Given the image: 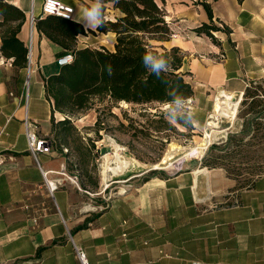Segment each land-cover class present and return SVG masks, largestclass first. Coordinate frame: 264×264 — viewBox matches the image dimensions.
Returning a JSON list of instances; mask_svg holds the SVG:
<instances>
[{
  "label": "crops",
  "instance_id": "1",
  "mask_svg": "<svg viewBox=\"0 0 264 264\" xmlns=\"http://www.w3.org/2000/svg\"><path fill=\"white\" fill-rule=\"evenodd\" d=\"M6 1L27 18L31 9L40 13L43 0ZM61 1L74 6V20L86 30L96 28L99 20L82 0ZM187 1L181 0L184 8L170 5L173 13L184 12L176 16V35L170 22L172 37L180 38L163 44L182 52L180 70L194 92L188 99L220 88L242 94L250 81L264 78V0H204L212 21L202 4ZM93 2L87 4L98 7ZM160 4L168 12L165 0ZM202 22L225 28L213 31L221 37L217 44L196 31ZM17 36L26 45L31 37L32 53L27 66L17 67L0 52V264H80L76 248L88 264H264V174L229 191L232 180L213 169L209 196L200 192L202 174L196 181L193 171L157 175L131 184L94 211L89 205L102 203L105 195L69 179L72 155L52 147L37 164L28 151L24 119L39 136L54 140L43 79L59 71L56 59L66 50L31 25L30 16ZM87 36L107 37L113 48V32L80 34L78 48L89 45L78 43ZM100 45L106 46L95 47ZM53 116L55 122L63 119L59 112ZM234 193L232 203L221 204Z\"/></svg>",
  "mask_w": 264,
  "mask_h": 264
},
{
  "label": "rangeland",
  "instance_id": "2",
  "mask_svg": "<svg viewBox=\"0 0 264 264\" xmlns=\"http://www.w3.org/2000/svg\"><path fill=\"white\" fill-rule=\"evenodd\" d=\"M157 1L162 3V0ZM201 1L188 0L187 2L197 4ZM86 2L96 5L93 0H86ZM180 4H182L181 0H165V7L168 9L166 13L169 15L168 20L171 25L174 23L175 35L181 30L175 22L179 14L184 12L174 10L173 13L170 5L184 8ZM29 16L30 13L25 20L27 23ZM0 30L3 29L0 28ZM171 38L175 43L180 36H171ZM215 38L218 42L221 37L215 36ZM80 41L93 46L103 43L111 47L109 39L103 36H87L84 41L81 39L78 43H82ZM155 45L157 50L161 51V44L155 43ZM180 53L182 54L181 51ZM184 78L189 80L187 76ZM246 88L247 93L241 94L237 117L233 125H229L226 119L222 118L220 125L231 127L225 133L217 135V139L215 138L207 149L197 148L194 155L191 153L187 156L183 155L199 142L207 129L206 122L215 105L216 92L166 104L160 102L133 104L111 102L107 98L95 99L92 107L80 113L79 118L73 121L77 129L70 130L66 136L65 147L68 148V154L72 155L67 160V167L72 171L77 170L90 192H100L106 198L124 194L131 184L139 185L146 180L147 176H173L199 167L206 168L210 172L214 169L230 178L233 186L229 188V191L244 188L257 176L264 174V78L255 80V83L249 84ZM242 99L245 100L243 103ZM159 113L171 122L173 126L171 129H165V125L156 115ZM172 115L180 121L173 119ZM110 138L123 146L126 154L134 158L136 162L130 165L122 175L113 176L108 187L96 190L94 183H102L100 175L102 156L104 153L113 151L109 144ZM165 156L167 163H161ZM155 163L165 167L151 169ZM153 170L155 173H152ZM210 172L209 181L210 189H212ZM203 176L202 174L203 182L200 192L209 196L211 193L206 191ZM99 198L101 199V195L96 196L95 200ZM234 199L235 193L226 202H224L225 199H221L220 202L230 204ZM99 203L100 201L97 200V204Z\"/></svg>",
  "mask_w": 264,
  "mask_h": 264
},
{
  "label": "trees",
  "instance_id": "3",
  "mask_svg": "<svg viewBox=\"0 0 264 264\" xmlns=\"http://www.w3.org/2000/svg\"><path fill=\"white\" fill-rule=\"evenodd\" d=\"M82 1L90 11L95 10L93 15L99 20L95 29L86 30L74 19L55 15L40 17L37 14L34 17L37 30L63 49L72 51L74 56L72 62L43 79L45 97L51 107L54 147L58 151L67 148V134L77 129L73 121L79 118L80 113L91 108L95 99L107 98L111 102L133 104H166L183 101L194 95L192 86L180 70L183 56L179 48H166L162 45L173 34L162 4L157 0H95L99 5L94 8L85 0ZM200 4L212 21L210 5L204 0ZM25 20L26 14L19 7L0 0V28L3 29L0 30V52L5 58L12 59V65L17 67H25L28 63L27 45L17 36ZM219 30L225 31V28L206 22H202L196 29L198 33L206 34L215 44L218 42L213 31ZM97 32H113V48L103 45L77 47L78 35H96ZM155 43L161 44V51L157 50ZM145 57L152 59L146 60ZM157 62L160 63L158 68L154 67ZM246 93L247 88L243 95ZM244 101L241 100L242 103ZM55 112L61 113L63 119L55 122ZM156 115L165 129L173 127L163 114ZM171 117L180 121L176 116ZM68 152L66 155L69 156ZM75 172L77 170L72 174ZM79 181L83 183L81 177ZM97 186L98 182H95L94 188Z\"/></svg>",
  "mask_w": 264,
  "mask_h": 264
},
{
  "label": "bare ground",
  "instance_id": "4",
  "mask_svg": "<svg viewBox=\"0 0 264 264\" xmlns=\"http://www.w3.org/2000/svg\"><path fill=\"white\" fill-rule=\"evenodd\" d=\"M240 98H241V94H237L233 91L220 88V90L214 95L215 105L213 106V108L211 109L208 115V119L206 122L207 129L205 131L203 130L204 134L200 138L199 142L196 145L190 147L187 150V153H185L183 156H187L188 154L191 153H193L194 155V151L197 148L207 149V147L210 145V143H212V141L217 137V135H220L221 133H225V131L229 129L231 126L222 127L220 125L222 118H225L226 122L229 125H233L237 117V107ZM109 144L113 148V151L104 153L102 156L103 160L101 163V170H100L101 180L103 184L102 188L108 187L109 182L113 176L122 175L130 165L136 162L134 158L126 154L124 147L121 146L119 143H117L115 140L110 138ZM166 161L167 160L165 156L161 160V163H165ZM164 167L165 166H160L159 163H155L151 166V169L152 168L158 169ZM193 173L195 175V181L197 180L196 178L198 174L204 175L205 184H206L205 188L208 193L209 171L206 168L199 167V168H195L193 170Z\"/></svg>",
  "mask_w": 264,
  "mask_h": 264
},
{
  "label": "built area",
  "instance_id": "5",
  "mask_svg": "<svg viewBox=\"0 0 264 264\" xmlns=\"http://www.w3.org/2000/svg\"><path fill=\"white\" fill-rule=\"evenodd\" d=\"M40 17H44L46 15H55L60 16L65 19H74V6L64 3L61 0H43L40 9ZM35 14L33 10L30 11V24L34 23ZM28 48V61H31V53H32V39L31 37L28 40L27 44ZM73 53L70 50L64 51L57 59L56 63L59 67L66 65L73 60ZM223 55H221V58ZM25 133L27 137V145L28 151L35 159L37 164L38 157L40 154H51L53 152V143L54 140L52 138H48L47 136H39L37 131L35 130V126L28 120L27 117L24 119ZM67 148H63V152H67ZM4 163V158L0 155V165ZM64 173V172H63ZM65 174V173H64ZM44 177H46L44 175ZM79 174L75 172L74 174L69 176V179L79 188ZM52 183V182H51ZM102 203H95L93 205H89V208L94 211H100L107 207V200L110 199V196L106 198L102 197ZM77 257L80 261V264H88V260L85 252L81 248H76Z\"/></svg>",
  "mask_w": 264,
  "mask_h": 264
},
{
  "label": "clouds",
  "instance_id": "6",
  "mask_svg": "<svg viewBox=\"0 0 264 264\" xmlns=\"http://www.w3.org/2000/svg\"><path fill=\"white\" fill-rule=\"evenodd\" d=\"M94 11H95V10L90 11L89 15H92ZM145 59H146V60H151L152 57H145ZM154 67H157V68L160 67V63L157 62V63L154 65Z\"/></svg>",
  "mask_w": 264,
  "mask_h": 264
},
{
  "label": "water",
  "instance_id": "7",
  "mask_svg": "<svg viewBox=\"0 0 264 264\" xmlns=\"http://www.w3.org/2000/svg\"><path fill=\"white\" fill-rule=\"evenodd\" d=\"M152 169H155V168H152Z\"/></svg>",
  "mask_w": 264,
  "mask_h": 264
}]
</instances>
